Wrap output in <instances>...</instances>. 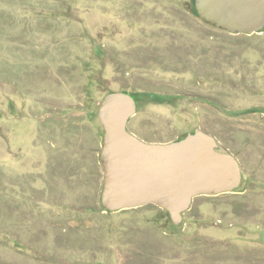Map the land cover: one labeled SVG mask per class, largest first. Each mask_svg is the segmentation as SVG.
<instances>
[{
	"label": "rangeland",
	"instance_id": "obj_1",
	"mask_svg": "<svg viewBox=\"0 0 264 264\" xmlns=\"http://www.w3.org/2000/svg\"><path fill=\"white\" fill-rule=\"evenodd\" d=\"M134 95L127 128H200L241 182L174 223L153 203L105 210L97 112ZM0 264H264V26L230 33L193 0H0Z\"/></svg>",
	"mask_w": 264,
	"mask_h": 264
},
{
	"label": "water",
	"instance_id": "obj_2",
	"mask_svg": "<svg viewBox=\"0 0 264 264\" xmlns=\"http://www.w3.org/2000/svg\"><path fill=\"white\" fill-rule=\"evenodd\" d=\"M193 1L199 19L214 28L250 34L264 26V0ZM135 110V99L122 90L107 93L99 103L100 201L105 209L153 203L178 223L194 196L230 192L239 186L237 158L218 149L212 134L196 128L176 140L148 142L127 128Z\"/></svg>",
	"mask_w": 264,
	"mask_h": 264
},
{
	"label": "trees",
	"instance_id": "obj_3",
	"mask_svg": "<svg viewBox=\"0 0 264 264\" xmlns=\"http://www.w3.org/2000/svg\"><path fill=\"white\" fill-rule=\"evenodd\" d=\"M126 92V91H125ZM129 94H131L132 96H133V98H134V95L132 94V93H130V92H128ZM135 99V98H134ZM136 102V101H135ZM103 209H105L104 207H103ZM105 210H107V209H105Z\"/></svg>",
	"mask_w": 264,
	"mask_h": 264
},
{
	"label": "flooded vegetation",
	"instance_id": "obj_4",
	"mask_svg": "<svg viewBox=\"0 0 264 264\" xmlns=\"http://www.w3.org/2000/svg\"><path fill=\"white\" fill-rule=\"evenodd\" d=\"M230 192H232V191H230ZM220 194V193H219ZM217 195V194H216Z\"/></svg>",
	"mask_w": 264,
	"mask_h": 264
}]
</instances>
